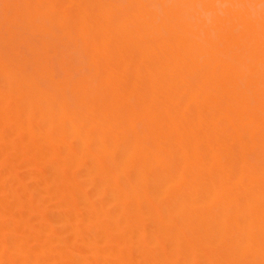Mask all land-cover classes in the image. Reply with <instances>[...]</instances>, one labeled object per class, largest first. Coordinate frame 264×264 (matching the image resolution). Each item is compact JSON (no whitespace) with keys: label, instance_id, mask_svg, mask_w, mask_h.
<instances>
[{"label":"bare ground","instance_id":"1","mask_svg":"<svg viewBox=\"0 0 264 264\" xmlns=\"http://www.w3.org/2000/svg\"><path fill=\"white\" fill-rule=\"evenodd\" d=\"M0 264H264V0H0Z\"/></svg>","mask_w":264,"mask_h":264}]
</instances>
